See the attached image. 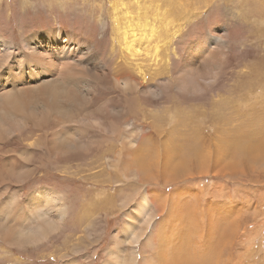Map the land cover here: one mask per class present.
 Instances as JSON below:
<instances>
[{
    "label": "bare ground",
    "instance_id": "1",
    "mask_svg": "<svg viewBox=\"0 0 264 264\" xmlns=\"http://www.w3.org/2000/svg\"><path fill=\"white\" fill-rule=\"evenodd\" d=\"M160 1L113 0L111 34L103 49L90 35L73 29H46V36L30 32L19 42L0 34V264H57L53 253L44 250L63 232L65 250L58 254L81 250L85 256L88 245L93 242L98 248L103 242L104 230L97 233L102 216L120 209L125 220L111 233L101 264H210L212 249L232 257L228 245L220 249L231 236L227 215L212 224L210 211L202 219L198 199L187 197L184 204L177 200L169 205L166 196L152 200L148 177L166 168L170 171L163 179L176 181L187 173L190 160L192 174L203 171L200 167L211 151L201 153L198 141L163 152L168 141L162 137L166 102L180 100V93L204 95L229 73L238 78L231 86L234 116L214 114L213 119L222 124L236 120L242 131L214 136L213 152L236 159L256 151L264 164V125L244 127L246 117L238 112L244 105V112L260 111L264 117V43L258 42L263 34L257 39L256 26L246 29L247 43L241 47L258 51L237 74L230 65L233 43L226 26L215 24L205 44L200 38L186 42L185 28L200 13L187 16L184 24L173 25L171 20L173 29L168 30L166 11L156 4ZM219 1L225 0H204L201 8ZM262 1H254L249 12L254 17L262 16ZM96 13L99 19L103 16ZM208 104L202 110L191 102L186 111L210 120V109L221 111V105L213 101L210 107V100ZM182 120L198 125L191 135L203 142L202 123L191 117ZM48 177L76 180L87 188L76 191L73 204L70 192L47 183ZM136 184L141 194L132 202ZM154 201L158 209L152 213ZM162 205L173 211L158 223ZM183 215L186 226L179 221ZM77 256L67 254L60 264H80Z\"/></svg>",
    "mask_w": 264,
    "mask_h": 264
},
{
    "label": "rangeland",
    "instance_id": "2",
    "mask_svg": "<svg viewBox=\"0 0 264 264\" xmlns=\"http://www.w3.org/2000/svg\"><path fill=\"white\" fill-rule=\"evenodd\" d=\"M112 1L113 0H102L101 2L100 0H0V34L15 42H19L21 36L30 32H36L34 34L36 36H46L48 33L45 32L46 29H73L76 33L90 35L97 48L103 49V46L110 37L112 29L110 18L111 11L109 12ZM163 1L165 2V0H161L156 4H162V9L166 11L167 21L164 27L168 30L173 29L171 23L174 21L184 24L187 16L200 13V15L196 16L185 28L184 34L186 33L187 35L186 42L188 40L195 41L197 38H200L202 41L201 43L205 44L215 24L226 26L233 43L229 58L231 62L230 65L233 66V71H237V74L241 73V67H243V65L249 64L250 61L253 62L256 55V49H251V47L247 48L246 46L241 47L242 44L247 43L243 37L246 29H251V25L256 26L257 39L260 32L263 34L262 40H258V42L264 43V0H253V2H251L252 0H225L219 1L218 4L212 3L208 8H201L202 5H205L204 0H166V4ZM254 1H262L260 7L263 10V14L260 18H257V16L254 17L249 13ZM95 3L99 4L95 6ZM100 5L101 9L98 10ZM236 11H238V14H236ZM96 12H102L103 16L100 19L97 18L98 14ZM255 19L258 25L254 24ZM174 24L175 22L173 25ZM184 46L185 43L181 45V49H183ZM191 50H194V48ZM186 51H188L190 55L192 54L189 49ZM179 65L177 66L179 67ZM262 70H264V65ZM168 75L170 79L174 78V73L170 72ZM237 79L238 78L232 73L222 75L217 85L204 95L190 97L180 93V100L166 102V115L164 116L165 122L162 125V137L163 139H168V141L165 144L163 152L165 153L166 150L172 149V147L183 149V147H188L193 142L198 141L200 143L199 146H201V153L205 154V151L210 149L212 154L210 152V158L206 159L203 163L204 166L200 167L201 170H203L200 173L192 174L190 168H193V160H190L191 164L189 163L190 167L187 173L176 181H174L175 179L170 181L163 179L166 173L170 171L166 168H162L154 173V175H149L148 177V195H150L152 200L155 195L158 196V200H162L166 196L168 197L167 203L169 205L171 201L177 202V200H182L180 203L184 204L187 197L194 201L198 199V205L204 208L200 211L202 219H205L204 212L210 211V223L212 224L216 217L228 216L227 221L229 222L231 230L230 240L224 242L220 246L221 248H219L225 251L224 248L228 245L229 249H232V257L229 259L226 257V254L221 256L220 252L216 253V251L212 249L210 250V258L213 257V259L210 264H212L214 260H216L215 264L219 262V264H264V164L259 160V155L256 151L250 155L239 154L236 159L228 157L227 154L216 155L214 154L215 152H213L215 143L211 140L214 136H225L242 131L241 124L236 120L232 123L222 124L213 119L214 114L224 115V118L234 116V112L231 110V86H233L232 84H234ZM232 92H235V89H232ZM234 95L242 99V95ZM99 98L100 97L96 98L95 102L99 101ZM248 98L249 96L245 97L246 101ZM252 98L254 97H251L250 100H252ZM101 99L105 100L106 97L103 95ZM209 100L210 107L213 101L221 105V111L214 112L210 109V120L207 116L201 118V115L189 114V112L186 111L187 106H189L191 102L192 104H197L196 107L200 109H206L209 107ZM253 106H255L254 103ZM243 107L244 105L240 107L238 112L241 116L243 113L246 117L244 119V127L251 126L252 128H258L259 125H264V117L263 114L259 113L260 111L248 113L247 110L244 112L242 109ZM187 117L200 121V124L202 123L199 125L203 133V142L201 139L195 140V137L191 135L192 128L198 125L192 126L189 122L182 120ZM236 117L237 119L240 118V116ZM114 137L116 138L115 135ZM150 138L155 140L154 135ZM172 151L174 152L173 149ZM163 152L160 157L164 155ZM240 159H243V162H241ZM46 181L53 186L69 191L73 204L77 203L76 197L79 196L76 191L87 188L85 183L83 184L76 180L70 181L62 179L61 177H48ZM88 182H90V179ZM131 190L133 193L132 202H137L141 194L138 185H134ZM181 195L184 196V198H181ZM119 198L120 195L118 194L115 200L116 203L119 202ZM132 204L133 203H131V205ZM104 205L109 206V203ZM168 205H162L160 207L161 210H157L159 216L155 219L156 222L164 223L166 217L170 216L173 210L170 211ZM206 206H210V208ZM154 209H158L156 201L152 203V213ZM221 212L222 214H215ZM236 214L240 216L237 219L235 217ZM184 218L185 216L183 215L182 220L179 219V221L186 226L188 224H186ZM124 220L125 216L123 215L122 209L108 216L103 215L97 225V233L104 230V236L102 237L103 242L99 244L98 248L94 247L95 243L93 242L91 245H88L85 256L81 250L75 252L79 255V257H77L79 258L80 264L92 262L101 264L103 260L102 251L107 246L111 233L115 227L120 226ZM230 223L233 224L230 225ZM194 225L196 224H192V227ZM65 234V232L61 233L58 237V241L44 250L48 255L53 253L55 259L58 261L57 264H60L67 254L70 258L76 255L71 252H68L65 256H60L58 254L60 251L65 250V245L62 243V238L65 237ZM67 235L70 236V232H68ZM223 235L224 234H220L217 245H219ZM222 246L224 248H222ZM94 253L98 254L96 258H92V256L95 255ZM218 254L220 256H218ZM90 259L92 260L89 261Z\"/></svg>",
    "mask_w": 264,
    "mask_h": 264
}]
</instances>
